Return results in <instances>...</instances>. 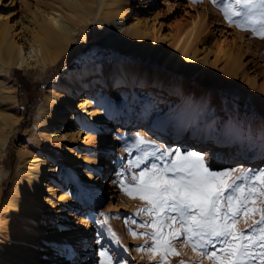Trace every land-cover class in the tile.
<instances>
[{
    "label": "rangeland",
    "instance_id": "obj_1",
    "mask_svg": "<svg viewBox=\"0 0 264 264\" xmlns=\"http://www.w3.org/2000/svg\"><path fill=\"white\" fill-rule=\"evenodd\" d=\"M57 1L7 0L5 4L0 5V17L4 16L0 20L6 18L8 26H12L16 39L23 42V38H26L32 29L31 24L35 14L58 8ZM113 1L126 2L129 8L128 24L135 21L145 24L148 28L146 41L152 39V33L156 34L157 45L154 54L144 55L140 51L126 55L105 53L106 44L95 38L96 31L106 33V28L102 25L98 27V22L93 21L90 22V27L85 34L86 38L79 37V48L64 55L58 65L46 70L12 68V72L15 70L18 72L15 74L9 72V77L16 87L15 94L19 108L16 111L22 116L20 124L24 121H27V124L22 128L19 125L11 135L2 158L5 170L0 177V264H40L46 260L50 261L53 252L58 253L60 262L74 264L77 256L72 257L71 249L77 250L78 255L81 256L78 260L80 259L84 264H101V260L105 259L99 255L101 251H107L113 258V264L117 262L156 264L155 261L148 259L147 252L136 250L144 246V239L134 238L129 233V228L137 232L144 231L130 223L133 219L137 223L147 219L145 216L134 215L143 205L140 201L126 196L119 185L121 179L130 176L133 171H141L144 167V164H141L140 168L129 170L128 161L135 160L145 151L152 150L151 145L134 147L136 139H156L158 145L187 151L191 147L189 142L184 147L179 146V143L183 141L181 137L185 133L198 127H207L215 133L233 132L234 127L241 125L243 130L249 133L246 135L249 136L250 141L259 139L262 141L260 145L264 146V112L261 111L264 110V66L259 59L253 57L244 43L234 36V31L242 30L236 23L226 21L220 8L213 5L211 0H202L199 3H194L193 0ZM202 5L214 12L210 11L208 18L205 19L204 32L192 41L188 57L193 59L194 65L201 64L203 69L192 71L185 69L183 65L174 66L173 57L165 60L167 54L181 28L188 25L197 14L202 13ZM242 31L245 32V37L252 41V45L259 48L264 58V40L250 31ZM80 33L83 34V31ZM223 40L234 48V57L229 60L220 59L216 70L212 72L211 65L217 46ZM112 55L115 62L134 68L141 64L139 60L147 61L165 74L167 85L160 83L156 87L152 85L154 90L150 88L149 91L148 87H143L138 88L141 92H136L135 89L125 92L123 86H116V83H113L115 86L105 97L100 95L88 98L92 106L91 111L96 117L84 114L82 108L76 107L80 104L77 101L80 96H76L74 107H70V119L67 118V124L59 131L64 139L48 138L47 133L42 131L43 125L35 123L38 122L37 111L38 107L47 103V100L55 99L60 93L68 92L59 79L66 71L78 73L85 70L88 73L86 69L97 70L99 76L102 72L101 63ZM116 55L118 58L115 57ZM117 79L124 81L125 77ZM139 81L148 83L142 76L139 77ZM168 82L177 83L180 88L170 87ZM95 89L103 90L99 80L95 83ZM76 93L78 91L75 95ZM100 97L108 101L97 106L95 103ZM121 100H123L122 103H120ZM121 105L130 111L134 110L132 115L123 122L117 118V109ZM140 108L142 112L137 114L136 110ZM97 114H100L101 118H98ZM163 118L180 125L183 131L169 138L170 140L160 142L158 136L170 133L167 123L163 125L160 122ZM156 120L159 125L152 126ZM146 127L156 128L152 131L156 138H147L134 130ZM118 128L121 132H117ZM115 134L118 140V144H113L115 167L109 172H113L116 176L117 191L112 198H106L100 203L86 202L81 198L77 186L78 180L89 175H92L94 181L96 180L97 176L91 172V161L95 149L99 145H105L108 140L114 143ZM126 147L130 149V152L125 151ZM23 152L45 157L51 166L45 186L47 189L45 195L50 201V206L44 210L47 212H43L36 222L37 228L46 220L45 225L42 231L29 235L30 237H25L24 234L18 236V232L11 231L10 226L15 222V218L9 222L10 217L5 208L19 181L21 173L18 171V163L19 156ZM259 153L258 158L251 162L255 167L262 165L264 161V147ZM240 161L231 160L215 170L224 169ZM147 162H153V158L149 157ZM108 173L105 180L110 175ZM111 177L112 174L110 179ZM42 217L45 219L43 220ZM82 217H87L90 224L85 242L78 238V233L75 232ZM104 220H107V223L101 224ZM109 228L119 237V244L114 242ZM55 229L59 231L57 237L54 235ZM67 236H73V239L68 242ZM178 250L182 255L180 258H173L172 264H179L180 259H183L186 264H199L201 260L202 264H211V261L199 257L198 253L192 251L190 247L178 245ZM24 254L27 255L24 257Z\"/></svg>",
    "mask_w": 264,
    "mask_h": 264
},
{
    "label": "bare ground",
    "instance_id": "obj_2",
    "mask_svg": "<svg viewBox=\"0 0 264 264\" xmlns=\"http://www.w3.org/2000/svg\"><path fill=\"white\" fill-rule=\"evenodd\" d=\"M57 3L58 8H51L49 12L35 14L33 23L31 24L32 29L29 35L23 38V42L16 39L15 34L12 32V26H8L6 18H4L5 20H0V177L5 170L4 162L2 161L4 151L9 145L11 135L17 130L22 119V116L16 111V109L19 110L15 94L16 87L9 77V72L12 68L46 70L58 65L64 55L79 48V37L83 36V39L86 38L85 34L90 27V22L93 21L98 22V27L102 25V27L106 28V33L96 31L95 39H100L106 44L105 53L107 52V54L126 55L140 51L144 55H152L156 52V34L152 33V39L146 41L145 37L148 34V28L145 24L141 21L128 24L129 8L125 1L58 0ZM201 8L202 13L193 17L188 25L181 28L177 33L172 48L169 50V54H167L165 60L167 61L173 57L174 66L183 65L185 69L192 71L203 69L201 64L194 65L193 59L188 57L190 45L196 37L204 32L205 19L208 18L211 11L205 5H202ZM211 12L214 11L212 10ZM3 17H0V19ZM103 23L107 24L104 25ZM111 30L114 31L111 32ZM82 31L83 34L80 33ZM233 34L244 43L253 57L259 59L264 66V58L261 56L259 48L256 45H252V41L245 37V32L240 30L234 31ZM117 55L115 56L116 58H118ZM233 57L234 48L224 40L220 42L211 65L212 72L216 70L217 62L220 59L229 60ZM113 59L114 56L112 55L103 60L100 67L102 72L99 76L97 75V70L86 69L88 73L85 70L78 73L66 71L64 76L59 79L64 89H68V92L60 93L55 99L47 100L46 104L48 108H46L47 105L45 104L38 107L39 110L37 111L38 122L35 123L36 125H43L42 131L43 133H47L48 138L53 140L64 139V137H61L59 131L67 124V118L70 119V107H74V98L76 96H80L77 99L80 104L76 105V107L82 108L84 114L96 117L94 116V112L91 111L92 106L89 104L88 98L91 96L99 97L100 95L105 97L111 88L113 89V86H115L113 83H116V86H123L122 88L125 92L133 89L136 92H141L138 88L143 87H148V90L150 88L154 90L155 88H152V85L156 87L160 83L167 85L165 74L159 68H154L147 61L139 60L141 64L134 68L121 62H115ZM141 76L146 78L148 83L139 81V77ZM123 77H125L124 81L117 79ZM97 80L100 82V87L102 86L103 88L102 91L95 89ZM168 84L170 87L180 88V85L177 83L168 82ZM77 91L78 93L75 95ZM107 101V99L100 97L95 104L101 106L107 103ZM122 102L123 100L120 103ZM117 110V118L122 122L127 120L134 112V110L130 111L122 107V105ZM127 111L130 112L128 113ZM261 111L264 112V110ZM136 112L137 114H141V108L137 109ZM97 116L101 118L100 114H97ZM157 121L152 123V126H156L158 124ZM160 122L163 125L167 123L170 131L167 135L158 136L160 142L170 140L169 138L175 137L183 131L180 125L168 122L165 118L160 120ZM155 129L154 127H146L134 130H136V133L143 134L147 138H156L155 134L152 133ZM118 131L121 132V129L118 128ZM246 133L248 132H245L241 125L234 127L233 132L221 133H215L207 127H198L189 133H185L181 137L183 141L179 143V146L184 147L189 142L191 146L189 150L201 152L208 159L213 169L219 168V166L231 160H241L240 162L250 163L239 162L224 168L244 167L257 170L264 169V161L262 165L257 167L253 163L251 164L260 155L259 152L263 151L264 146L260 145L262 141L259 139L250 141ZM113 144H118L116 134L114 135V143L108 140L105 145H99L95 149L94 157L91 161V172L97 176L96 180H93L92 175L84 176L82 180H78L77 186L81 198L86 202L100 203L106 198H112L114 192L117 191L115 189L117 186L116 176L113 172H109L111 168L115 167L113 156L115 148ZM18 165V171L21 173L19 181L5 208L10 217L9 222L15 218V222L10 226L11 231L18 232V236L24 234L25 237H30L29 235H35V233L42 231L45 225L46 220L37 228L36 222L44 210L50 206V201L45 195V192H47L45 186L47 185L48 170L51 166L47 158H43L38 154L28 155L25 152L20 154ZM107 173L112 174V177L110 179L109 175L107 180H105ZM89 225L87 217H82L78 228L75 230L78 233V238L83 240V242L88 238ZM54 235L55 237L59 235L58 229H55ZM73 236H67V241L70 242ZM69 245L71 246V243ZM71 250L73 252L72 257L77 256L74 264H84L80 259L78 260L81 256L78 255L77 250ZM26 255L24 254L23 256L25 257ZM40 264L68 263L60 262L58 253L53 252L50 261L46 260Z\"/></svg>",
    "mask_w": 264,
    "mask_h": 264
},
{
    "label": "snow or ice",
    "instance_id": "obj_3",
    "mask_svg": "<svg viewBox=\"0 0 264 264\" xmlns=\"http://www.w3.org/2000/svg\"><path fill=\"white\" fill-rule=\"evenodd\" d=\"M6 2L0 0V5ZM211 2L226 21L264 40V0ZM140 145L153 147L128 165L131 170L144 164L143 169L119 181L123 193L143 205L134 215L147 217L139 223L130 221L144 230L129 228L134 238L144 239L138 252H147L156 264H172L173 258L181 257L182 245L211 264H264V169L215 170L201 152L137 138L133 146ZM149 157L153 162H147ZM109 232L119 244L117 234L110 228ZM99 255L105 258L101 264H113L107 251ZM179 264L186 262L180 259Z\"/></svg>",
    "mask_w": 264,
    "mask_h": 264
},
{
    "label": "trees",
    "instance_id": "obj_4",
    "mask_svg": "<svg viewBox=\"0 0 264 264\" xmlns=\"http://www.w3.org/2000/svg\"><path fill=\"white\" fill-rule=\"evenodd\" d=\"M16 72H18L17 70L13 71L12 74H15ZM20 87H22V84H20ZM25 124H27V121H24L20 124V128H22Z\"/></svg>",
    "mask_w": 264,
    "mask_h": 264
}]
</instances>
